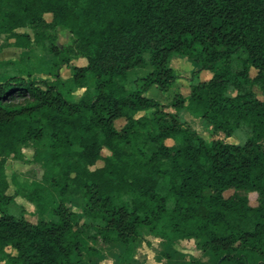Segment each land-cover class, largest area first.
<instances>
[{"label": "trees", "instance_id": "obj_1", "mask_svg": "<svg viewBox=\"0 0 264 264\" xmlns=\"http://www.w3.org/2000/svg\"><path fill=\"white\" fill-rule=\"evenodd\" d=\"M58 28L71 45L58 46ZM0 35L23 50L48 43L56 59L50 78L25 57L0 61V264H86L98 236L130 254L145 233L195 240L212 264H264V100L252 91H264V0H0ZM174 55L199 66L192 80L212 78L165 105L146 93L173 87ZM75 57L87 65L63 78ZM183 110L227 138L251 134L208 141L178 118ZM28 147L43 180L17 190L49 216L35 224L7 212L5 166ZM229 190L258 193V206ZM72 197L85 201L82 214L66 208Z\"/></svg>", "mask_w": 264, "mask_h": 264}, {"label": "rangeland", "instance_id": "obj_2", "mask_svg": "<svg viewBox=\"0 0 264 264\" xmlns=\"http://www.w3.org/2000/svg\"><path fill=\"white\" fill-rule=\"evenodd\" d=\"M48 22H51L52 16L50 14L45 16ZM21 32H29L30 29H22ZM58 46L63 48L67 45H71L73 41L72 34L64 29L58 28ZM49 45H36L33 44L30 49L23 50L13 47L10 41L6 39V36L0 35V61L6 60H20L26 58V62L29 64L30 70L35 74V77L50 78L52 67L56 61L55 57L49 52ZM28 51V56L24 53ZM28 58V59H27ZM87 60L83 57L72 58L68 66H62L60 68V74L63 78L67 79L71 76V66H86ZM170 65L174 69L177 80L173 87L168 92H162L156 87H152L146 95L150 98L156 99L159 102L169 105L175 98V96L181 93L184 96H188L190 92V86L196 79L202 82H208L212 78V74L207 75L201 72L198 78L192 80L191 73L198 69V65L192 60L174 55L170 60ZM150 69L138 70L137 76H144ZM257 71L251 70V75L255 76ZM136 86L141 87V83H137ZM84 89H78L74 92L73 98L78 100L84 93ZM256 97L260 100H264V91L259 87H255L252 90ZM229 94L231 96L237 95V91L231 89ZM168 112L175 113L172 108L166 109ZM149 112H142L137 117L148 116ZM178 118L181 121L188 123L192 126L202 137L208 141L214 139H220L224 142L231 144H243L250 136V130L245 126L237 130L230 138L225 137L223 133L214 132L212 127L203 119L191 114L187 110L179 112ZM126 123V120L119 119L115 121V127L120 130ZM169 144H173L168 141ZM23 153L26 157L25 161H19L15 159H9L5 166V173L9 182V188L7 194L14 198L15 204L12 205L7 212L13 213L16 216H23L30 223H37L42 219H47L48 215H42L38 212L36 207L21 197L18 194L17 185L24 183L25 181H39L42 182L44 169L40 163L34 162V151L32 148H24ZM107 150H103V155H108ZM103 162H98L94 168L101 167ZM93 168V169H94ZM238 194L245 196L249 199L250 205L253 207L258 206L260 197L256 192L246 191H234L229 190L225 193V197ZM66 208L69 211H73L79 214L83 213V207L85 201L79 197H72L65 203ZM95 248L94 252L86 253L83 257V261L86 264H212L213 259L210 255L204 253L200 245L195 240H176V239H160L149 235L143 234L139 237L133 246L131 247L130 254L125 252L126 248L120 244L106 243L101 237H97V242L92 243Z\"/></svg>", "mask_w": 264, "mask_h": 264}, {"label": "crops", "instance_id": "obj_3", "mask_svg": "<svg viewBox=\"0 0 264 264\" xmlns=\"http://www.w3.org/2000/svg\"><path fill=\"white\" fill-rule=\"evenodd\" d=\"M203 73H205L206 75L208 74V73H210L209 71H202Z\"/></svg>", "mask_w": 264, "mask_h": 264}]
</instances>
